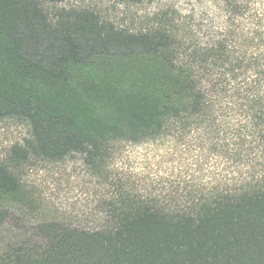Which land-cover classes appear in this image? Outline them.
<instances>
[{
  "label": "trees",
  "instance_id": "16d2710c",
  "mask_svg": "<svg viewBox=\"0 0 264 264\" xmlns=\"http://www.w3.org/2000/svg\"><path fill=\"white\" fill-rule=\"evenodd\" d=\"M65 1L0 0V122L29 130L0 159V264H264V0ZM146 144L170 179L120 164ZM74 156L99 224L21 231L24 164Z\"/></svg>",
  "mask_w": 264,
  "mask_h": 264
},
{
  "label": "rangeland",
  "instance_id": "374dc122",
  "mask_svg": "<svg viewBox=\"0 0 264 264\" xmlns=\"http://www.w3.org/2000/svg\"><path fill=\"white\" fill-rule=\"evenodd\" d=\"M159 2L177 4L187 10L194 0H154L146 9L141 8L139 14L151 11ZM61 5L94 7L106 18L117 22H122L127 15L124 6L116 5L110 0H66ZM28 135V127L24 124L13 120L1 121L0 159L4 158L14 143L22 142ZM161 150L163 149L153 144L127 148L120 164L133 167L137 172L141 171V174L136 175V179L147 180L153 176L152 173L170 179L172 166L176 163L169 157H160ZM22 184L32 203L22 208L21 215H18L17 225L21 231H28L38 221L50 219L82 227H94L99 224L98 198L107 188L102 186L80 156L61 161H29L24 164ZM150 187L154 188L151 185ZM149 193L155 195L158 190L149 189ZM3 228L0 225V234Z\"/></svg>",
  "mask_w": 264,
  "mask_h": 264
}]
</instances>
